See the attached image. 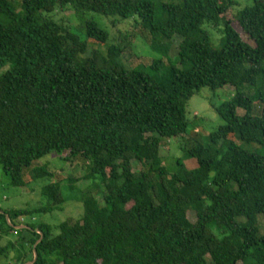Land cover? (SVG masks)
Masks as SVG:
<instances>
[{
    "label": "trees",
    "instance_id": "obj_1",
    "mask_svg": "<svg viewBox=\"0 0 264 264\" xmlns=\"http://www.w3.org/2000/svg\"><path fill=\"white\" fill-rule=\"evenodd\" d=\"M16 1L0 0L1 170L13 186L25 185L24 169L31 180H49L48 165L29 167L63 152L89 164L86 177L98 175L103 192L99 202L83 191L82 216L60 222L55 234L34 215L64 201L57 181L40 188L44 205L0 208V240L18 218L26 225L15 263L33 258L41 231L32 264H264V0L234 15L232 0ZM64 9L81 20L86 39L53 17ZM87 12L137 19L98 50L87 41L105 44L109 33ZM205 24L222 25L219 46ZM137 28L160 55L127 67L121 56ZM226 85L234 93L215 108L222 123L204 143L192 138L170 173L162 140L187 132L194 93ZM191 158L197 165L189 169ZM14 247L0 245V257Z\"/></svg>",
    "mask_w": 264,
    "mask_h": 264
},
{
    "label": "rangeland",
    "instance_id": "obj_2",
    "mask_svg": "<svg viewBox=\"0 0 264 264\" xmlns=\"http://www.w3.org/2000/svg\"><path fill=\"white\" fill-rule=\"evenodd\" d=\"M13 3L17 2L12 0ZM157 4L166 0H154ZM235 4L231 6V13L234 15L237 10L250 4L252 0H232ZM55 13V14H54ZM52 14L55 19L64 25L68 26L73 32L77 33L82 39H86L85 33L79 27L81 20L76 16L72 9H64L63 11H54ZM84 18H92L102 28L106 29L109 33V39L105 44L92 43L87 41L88 46L98 50H105L107 44L116 43L113 38L116 33L124 30L125 28L133 25L135 18L119 19L116 16H105L96 12H87ZM208 30L211 42L214 46H219L222 37V25L213 28L209 24L203 26ZM232 27L240 34L241 38L247 40L246 35L243 33L236 21L232 22ZM131 47L129 46L122 54L121 58L125 66L132 67L138 64L147 65L153 58L158 57L160 54L150 48V35L144 30L137 28L134 31L131 40ZM177 39H173L170 49V55L174 56L177 49ZM7 69V66L0 68V74ZM234 93V89L230 85L215 90L203 87L194 93L188 100L185 107V117L188 121V130L180 137L167 140L163 139L160 145V155L162 162L167 167L170 173L176 170V158L182 155L183 148L191 141L192 138L201 143L205 142L206 137L215 131V129L222 123L221 118L217 114L215 108L221 103L229 100ZM238 114H242L241 109L237 110ZM233 141L247 150L261 151L259 145L241 143L234 138ZM187 168L191 169L196 167V159H186L184 161ZM38 165H48L50 171H53V178L49 180H31L28 169H24L23 179L24 186H13L9 183V179L3 174L0 167V208L4 210L19 209V208H34L46 204L49 199L42 196L40 188L45 183L59 182L60 191L62 192L64 201L58 205V208L45 213H37L34 215L36 221L45 222L52 226L53 234L58 232L57 226L60 222L69 221L74 222L83 214V206L81 202V195L83 191L91 192L101 202L103 184L98 175H90L89 164L80 158H74L72 161L65 159V153L52 152L32 162V168ZM137 169V164H134ZM189 217L194 218L192 212H189ZM17 221H23L22 218ZM261 231L264 232V222L260 220ZM5 227V226H4ZM19 228H14L13 231L5 233L1 240L0 245H5L8 242L15 243V247L10 251L12 256H15L17 251L20 250L19 241L21 237Z\"/></svg>",
    "mask_w": 264,
    "mask_h": 264
},
{
    "label": "water",
    "instance_id": "obj_3",
    "mask_svg": "<svg viewBox=\"0 0 264 264\" xmlns=\"http://www.w3.org/2000/svg\"><path fill=\"white\" fill-rule=\"evenodd\" d=\"M0 212H2V211L0 210ZM6 219H8V215H6ZM16 227H19V228L22 227L23 228V227H26V225H22V226L21 225H14V228H16ZM37 232L40 233V237L35 241V243L33 245V258L30 261H27L24 264H32L37 258V252H36L35 246L42 238V232L41 231H37Z\"/></svg>",
    "mask_w": 264,
    "mask_h": 264
},
{
    "label": "crops",
    "instance_id": "obj_4",
    "mask_svg": "<svg viewBox=\"0 0 264 264\" xmlns=\"http://www.w3.org/2000/svg\"><path fill=\"white\" fill-rule=\"evenodd\" d=\"M22 220H23V219H22ZM23 221H24V220H23ZM23 221H22V222H23ZM22 222H21V224H19V225H21V226L24 225ZM16 228H19V227H16ZM20 228H22V227H20ZM20 228H19V229H20ZM25 237H27V236L25 235ZM12 257H13V256L11 255V253L8 255L7 258H5V257H0V264H16Z\"/></svg>",
    "mask_w": 264,
    "mask_h": 264
}]
</instances>
